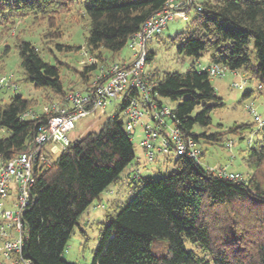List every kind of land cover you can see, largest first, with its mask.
I'll return each mask as SVG.
<instances>
[{
  "label": "trees",
  "instance_id": "trees-1",
  "mask_svg": "<svg viewBox=\"0 0 264 264\" xmlns=\"http://www.w3.org/2000/svg\"><path fill=\"white\" fill-rule=\"evenodd\" d=\"M165 2L0 0V42L24 21L40 29L36 43L25 39V30L20 28L11 44L0 46V77L11 74L2 73L12 47L20 72L17 80L12 74V81L30 83L41 91L38 99L14 94L7 102L0 101V128L8 133L0 137V156L10 159L26 151L38 126L46 123L48 115L33 107L52 102L65 105L67 92L95 89L102 80L94 83L101 69L107 72L114 63L123 68L131 65V53L129 61L114 58ZM197 3L201 9L170 39L177 54L192 60L189 68L184 72L148 69L142 82L156 108L165 106L163 99L174 104L168 107L171 116L167 119L184 139L196 144L199 155L177 156L173 171L163 177L130 175L125 184L132 195L123 206L109 205L111 211L98 230L90 264H264V120L260 125L253 119L252 123L225 128L218 124L213 129L211 113L224 107V102L208 72L212 65L241 71L264 93V0ZM75 17L83 20L87 30L83 46L62 43L66 31L62 21L75 22ZM84 47L93 62L80 64L77 59L73 63L70 54L78 55ZM202 56H207L206 65L196 69L194 62ZM152 58L153 52L146 48L144 65ZM249 92L245 90L243 97ZM132 101L150 114L153 111L139 90L127 88L120 101H112L116 103L114 113L97 131L69 142L50 166L34 168L30 201L22 213L23 258L33 264H75L62 259L73 228L93 200L121 180V173L135 158L132 129H126L124 113ZM28 110L36 116L22 119ZM122 113L124 121L120 120ZM253 132L259 138L239 148L248 176L228 179L217 173L223 169L199 164L203 153L198 144L227 147L232 142L233 146L229 135H239L237 142H242L244 133ZM156 240L165 241V255L151 251Z\"/></svg>",
  "mask_w": 264,
  "mask_h": 264
},
{
  "label": "rangeland",
  "instance_id": "rangeland-1",
  "mask_svg": "<svg viewBox=\"0 0 264 264\" xmlns=\"http://www.w3.org/2000/svg\"><path fill=\"white\" fill-rule=\"evenodd\" d=\"M194 9L188 13L187 21H184L178 17L170 20L166 28L159 34V36L153 37L146 43L147 50L153 52V58L151 61L144 65V69L150 70L157 68L159 71H171V72H184L186 71L192 60L188 57L181 56L176 53L173 46L170 45V39L176 34L183 31L189 20L194 17ZM76 18V21L70 22L69 20L62 21V25L66 28V31L62 37V43L68 45H84V35L87 30L81 18ZM23 28L24 38L36 43L38 40V32L40 29L35 26L29 25V21H24L19 24L15 29V32H10L9 35L1 40L2 44H11V39L16 36V30ZM22 36V35H18ZM90 55L83 48L78 55H71L70 58L75 63L78 59L79 63H83L87 56ZM130 51L128 47H124L118 55L115 56V61H121L122 59H128ZM64 57L66 55H63ZM68 59V58H67ZM129 61V60H127ZM207 62V56H202L194 62L196 69H200V66ZM11 73L17 80L20 78V72L18 67V56L16 51L11 47V51L5 60V66L2 74ZM234 72L226 70L223 77H210L212 86L218 97L222 98L224 107L219 108L211 113V121L213 129L216 125L220 124L223 128L231 126L233 123L249 122L252 123L253 116L248 113V106H250L255 114L264 120V93L257 90V83L254 80H247L241 71ZM17 89L3 87L0 89V101L7 102L8 98L14 94H21L23 97H40V90L34 89L30 83L19 81L16 83ZM237 85H242L237 86ZM250 90L248 95L243 97L244 91ZM165 106L172 108L174 106L167 99H163ZM115 102L106 105L103 109H97L87 116L78 119L75 123V127L67 134L70 142L85 136L87 133L97 131L102 121L112 115L115 110ZM42 108V107H41ZM40 106L33 107L32 110L40 111ZM123 113L120 115V120L124 121ZM146 121V119H144ZM167 124L164 127H160L153 121H148L150 126H154L157 130H162L167 134L171 123L168 119H165ZM8 133L6 129L0 128V137L6 136ZM144 132L140 124L134 126L131 130V141L133 144L134 160L127 166L120 175L121 180L116 184H111L100 194L99 200H93L86 211L81 215L77 225L73 228V233L64 248L62 259L75 264H90L93 257V252L98 244V230L102 227V223L106 222V213L111 211L109 205L114 202L116 205L123 206L125 202L131 197L132 191L127 188L125 182L128 177L134 175L149 176L152 178L163 177L173 171V161L176 158L174 151L171 149L166 153H160L154 151L152 160H148L142 147L141 140L143 139ZM237 134L229 135L228 138L233 140V146L229 148L220 146L218 144H198V148L201 149L203 155L198 158V162L201 166L209 169L221 168L226 173H235L240 177L242 175L248 176L247 168L241 163L240 149H243L247 144H251L253 141L259 138L255 132L244 133V141H238ZM240 148V149H239ZM264 173V165L262 169ZM167 250L164 240H156L151 245V251L155 255H165Z\"/></svg>",
  "mask_w": 264,
  "mask_h": 264
},
{
  "label": "built area",
  "instance_id": "built-area-1",
  "mask_svg": "<svg viewBox=\"0 0 264 264\" xmlns=\"http://www.w3.org/2000/svg\"><path fill=\"white\" fill-rule=\"evenodd\" d=\"M197 1L166 0L163 9L148 18L130 37L128 48L131 53V65L123 68L114 63L107 72L101 69L94 83L102 80L92 91L75 89L66 93L65 105L52 102L43 106L41 111L48 115L47 121L38 126L28 149L10 159L0 156V264H33L29 259L22 257L21 250L24 239L22 213L30 201V187L35 177L34 168L50 166L69 144L67 134L74 129L76 121L112 101H120L127 88L134 87L139 90L144 101H148L153 107L150 114L141 109L138 102L132 101L124 111L128 131L138 123L143 127L144 136L140 144L148 160L153 159L155 150L166 153L171 149L176 157L184 154L192 158L198 157L196 144L190 139H184L174 125H170L168 133L165 134L148 124L149 118L152 117L165 126L164 119L169 118L171 114L167 106L158 109L152 104L147 98V90L142 82V74L146 72L144 62L147 41L159 35L174 17L187 20L190 10L199 11L201 8ZM86 62H93L91 55L87 56ZM208 72L210 76L222 77L225 70L218 65H212ZM12 77V74L0 77V85L17 89ZM247 108L254 121L262 124L263 120L255 111L250 106ZM35 116L36 113L32 110L21 114L22 119ZM145 118L148 120L144 121ZM231 146L232 142H228L227 147ZM217 173L228 179L240 178L238 174L226 173L225 170H217Z\"/></svg>",
  "mask_w": 264,
  "mask_h": 264
},
{
  "label": "crops",
  "instance_id": "crops-1",
  "mask_svg": "<svg viewBox=\"0 0 264 264\" xmlns=\"http://www.w3.org/2000/svg\"><path fill=\"white\" fill-rule=\"evenodd\" d=\"M204 65H206V63H205V64H203V66H204ZM234 74H235V75H237V74H236V72H234ZM245 90H247V88H246Z\"/></svg>",
  "mask_w": 264,
  "mask_h": 264
}]
</instances>
